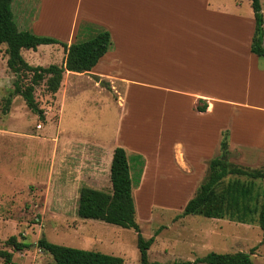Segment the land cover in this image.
Wrapping results in <instances>:
<instances>
[{
  "label": "rangeland",
  "instance_id": "rangeland-1",
  "mask_svg": "<svg viewBox=\"0 0 264 264\" xmlns=\"http://www.w3.org/2000/svg\"><path fill=\"white\" fill-rule=\"evenodd\" d=\"M259 1L264 19V0ZM34 2L35 4H29L28 8L25 3L24 7L18 3L17 13L14 9L15 0L11 4L13 20L18 30L29 31L34 35H24L25 44L20 48L21 58L33 67L61 66L66 56L61 44L83 42L94 37L97 30H105L86 22H80L74 31L69 30L74 21L75 0ZM193 2L208 6V22L204 24L206 19L202 21L199 13L188 11L190 15L178 7L174 19L176 26L180 31H185L194 28V20L197 26H200L202 21L203 26L207 27L210 73L213 72L214 65L217 73L225 72L228 66L214 57L221 56L222 44H231L244 54L253 26L251 2ZM133 4L134 0H131L129 26L131 30H137L140 19H136L137 13ZM229 15L238 17L240 24ZM178 37L190 38L188 34ZM182 42L181 46L189 45L186 41ZM6 49V44H0V252L12 253V262L16 264H53L51 256L36 247L37 241L44 238L62 246L118 256L123 259V264H138L139 254L133 230L77 216L79 190L82 187L111 192L110 151L115 147L124 149L122 145L126 142L129 146L144 149L147 154L139 155L127 150L134 186L136 223L145 239L159 231L148 250L150 262H192L211 252H243L249 254L253 264H264V231L258 225L192 215L182 216L184 205L194 196L206 176L209 161H200L197 170L190 165L189 168L182 164L177 166L182 172L191 174L189 188L184 191V183L172 180L165 172L163 174L165 167L158 168L157 159L150 157L155 145L141 139L142 133L139 129L145 126L142 107L154 111V116L151 113L153 124H158V109L164 96L150 86L140 84V81L149 84L153 82V74L147 70H152L147 68L149 62L143 65L144 61L139 58L138 62L142 65H131L137 62L133 58L130 63H123L122 66H109L103 59L92 72H108L113 78L129 81L126 83L91 72H65L58 92L50 94L46 90L45 79L34 91L35 100L44 111V121L41 122L27 109L21 97L11 95L16 77L7 67ZM112 50L114 42L111 40L110 51ZM131 57L126 55V58ZM260 66H264V58H260ZM142 68L147 72L142 71ZM182 74L184 72L178 67L176 73L165 72L159 80L184 85ZM227 79L231 84L230 75H227ZM220 82L216 83V87L210 85L211 92L216 96L247 104L255 102V96L246 95L244 91L234 93L232 89L227 90L226 79ZM125 96L129 100H126ZM174 99L172 103L178 111L187 110L186 100ZM262 100L264 102V98ZM128 102L131 104L129 109ZM134 107L138 112L136 115L132 114ZM230 108L232 107L220 108L221 121L232 112ZM254 113L244 112L236 121L234 133L238 132L244 140L251 141V138H255L253 124L258 123L257 118L264 124V118H259V115L257 117ZM166 121L170 123L168 118ZM217 128L213 127L212 131H207L210 136L205 140L196 139L195 132L193 138L196 143H214L213 134H216ZM142 132L145 133V130ZM163 149L164 146H161L159 153L162 155ZM227 150L226 159L231 165L264 172L263 148L228 143ZM138 155L144 161L141 169ZM165 155L173 161L174 156L187 160V155L191 154L181 147L169 146ZM219 155L217 146L214 156ZM144 166L147 170L141 187L140 178ZM157 171H161L159 175H156ZM138 179L139 184L136 185ZM155 187L159 190L153 191ZM168 204L172 207H168ZM11 236L29 244L30 247L22 252H13L12 248L5 244ZM0 264H4L1 257Z\"/></svg>",
  "mask_w": 264,
  "mask_h": 264
},
{
  "label": "crops",
  "instance_id": "crops-1",
  "mask_svg": "<svg viewBox=\"0 0 264 264\" xmlns=\"http://www.w3.org/2000/svg\"><path fill=\"white\" fill-rule=\"evenodd\" d=\"M130 1L75 0L74 21L69 26V30L74 31L80 22H86L91 25L103 27L110 33L111 40L114 42V50L108 51L99 62L104 59L105 63L109 66H120L123 63H130L135 58L137 62L131 65L139 66L142 65V63L138 62L140 58L141 61H144L143 65L146 62L150 63L147 68H152V70H147L152 72L154 77L153 82L149 84L140 81V84L150 86L155 92L162 94L164 98L158 109V124H153L154 120L151 117V113L154 116V111L142 107V110H144L142 112V118L145 126L144 128L141 126L139 131L142 133V140L151 145H155L150 157L157 159L158 168L160 166L165 167L163 174L166 173L172 180H178L184 183L185 191L189 188L191 174L182 172L178 168L179 165L181 166L182 164L188 168L190 165L197 170L200 161H210L215 158V150L219 146L221 134L224 131H228V143L231 145H246L256 149H264V124L258 121V118V123L253 124L255 138H251V141L242 139L238 132L237 134L234 133L236 121L243 116L244 112H255L254 115L257 117L259 115V118H264V102L262 100L264 98V66H260V58L250 52L254 19L244 54L231 44H222L220 46L221 56H215L214 58H217L223 65L226 64L228 70L217 73L215 70L216 65H214L213 72L210 73V48L206 35L207 27L202 24L203 19H206L205 22L203 21L205 24L209 18L208 6L206 4L203 5L199 2L193 4V0H134L133 6L137 13L136 19H140V23H138L137 30H131L128 14ZM12 2L13 0L10 3V11ZM18 3L21 7H24L25 3L27 8L29 4H35L34 0H15L14 9L16 13L19 10ZM178 7L185 13H189L188 11L199 13L202 18L200 26H197V22L194 20V28L180 31L174 20ZM201 9L202 12H200ZM229 16L237 20L240 24L238 17ZM147 20L148 22H146ZM185 34H188L190 38L182 39L178 37ZM182 40L188 42L189 45L187 47L181 46L183 43ZM236 45L238 46L237 43ZM126 55L132 57L126 58ZM97 65L90 71L91 74L104 76V78L123 83L129 82L123 78H121L122 80L113 78L112 75H108V72L105 74L102 72L98 74L92 73ZM178 67H181V72H184L182 74L184 85L165 83L159 80V77L164 75L165 72L173 73L174 71L176 73ZM142 71L146 70L142 68ZM227 75L231 76V84L227 79ZM224 79L227 80V90L232 89L234 93L235 91L239 93L244 91L246 95L255 96V102L253 104H247L237 100H226L213 94L210 90V85L216 87ZM174 98L186 100L188 102L187 110L178 111L177 107L172 103L175 100ZM126 100H129L128 97ZM199 100L206 102L207 107L205 112H198L196 110V104ZM128 105L129 109L131 104L128 102ZM222 106H231L233 108H230L232 112L227 115L224 121H221L222 118L220 119L221 115L219 112ZM133 110L132 114L136 115L138 113L137 109L134 107ZM166 118L169 119L170 123L166 121ZM213 127H218L215 131L216 134H213L215 137L214 143L199 142L198 140L199 144L196 143L193 138L194 132L196 139L205 140L210 136L207 131H212ZM144 130L145 133L142 132ZM200 130L203 131L200 132ZM122 146L126 154L128 150L139 155H147L145 150L140 147L129 146L126 142ZM161 146H164L162 151L164 152L163 155L159 153ZM169 146H178L186 149L191 155H187V160L183 157L177 158V156H174V160L172 161L168 155H165L168 152ZM113 150L110 151L109 155L110 163ZM146 170L144 166L143 174L140 178L141 187L144 184ZM160 172L157 171L156 175H159ZM158 190L157 187L153 189V191ZM168 193L170 194V192ZM167 206L172 207L171 204Z\"/></svg>",
  "mask_w": 264,
  "mask_h": 264
},
{
  "label": "trees",
  "instance_id": "trees-1",
  "mask_svg": "<svg viewBox=\"0 0 264 264\" xmlns=\"http://www.w3.org/2000/svg\"><path fill=\"white\" fill-rule=\"evenodd\" d=\"M0 0V44L7 46V67L16 77L11 95L19 96L27 109L44 121V111L38 106L34 91L46 79V90L50 94L58 92L65 72L72 74L89 73L99 60L110 51L111 36L107 30H97L94 37L70 45L61 44L64 57L61 66H31L20 56V48L25 44L24 35L32 33L19 31L12 19L10 3ZM254 19L250 52L264 58V19L259 0H250ZM88 26V25H87ZM34 37V35L32 34ZM29 77V78H28ZM26 81V83H23ZM9 103V100H8ZM196 110L205 112L207 104L199 100ZM228 131L221 134L220 155L208 162L206 176L194 196L183 208L182 216L192 215L207 219L227 220L238 224H256L264 231V172L248 170L231 165L227 157ZM134 160V159H132ZM139 166L144 165L142 157L137 156ZM140 174L141 171L139 170ZM111 192H103L89 187L79 190L77 216L85 220H97L123 229H130L136 235L138 264H161L150 262L148 250L159 234L145 239L136 223V209L133 196V183L130 176L129 160L122 147L113 150L109 168ZM139 184V179L137 184ZM264 237V236H263ZM13 252L27 250L30 245L11 236L5 241ZM36 247L48 253L53 264H123V259L97 251L82 250L51 243L44 238L37 241ZM4 264L12 262V253L1 251ZM170 264H253L249 254L243 252L218 254L211 252L194 261L172 262Z\"/></svg>",
  "mask_w": 264,
  "mask_h": 264
}]
</instances>
